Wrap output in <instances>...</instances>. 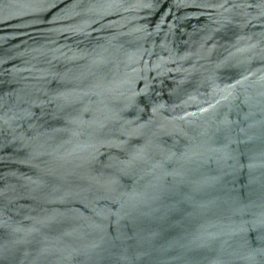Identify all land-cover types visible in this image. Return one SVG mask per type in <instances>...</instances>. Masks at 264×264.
I'll return each instance as SVG.
<instances>
[{
    "label": "water",
    "instance_id": "1",
    "mask_svg": "<svg viewBox=\"0 0 264 264\" xmlns=\"http://www.w3.org/2000/svg\"><path fill=\"white\" fill-rule=\"evenodd\" d=\"M0 264H264V0H0Z\"/></svg>",
    "mask_w": 264,
    "mask_h": 264
}]
</instances>
